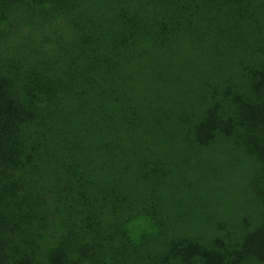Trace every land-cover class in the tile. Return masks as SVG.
Listing matches in <instances>:
<instances>
[{
    "label": "trees",
    "instance_id": "obj_1",
    "mask_svg": "<svg viewBox=\"0 0 264 264\" xmlns=\"http://www.w3.org/2000/svg\"><path fill=\"white\" fill-rule=\"evenodd\" d=\"M32 4L65 15L73 37L47 59L0 65V264H41L39 252L42 264H94L106 242L129 244L132 220L167 225L169 187L186 185L146 78L160 65L223 63L238 73L200 97L196 117L187 109L179 133L199 148L234 137L262 207L240 249L206 264L264 262V0H139L130 18L106 2L0 0V21ZM170 246L183 260L198 252L187 239Z\"/></svg>",
    "mask_w": 264,
    "mask_h": 264
},
{
    "label": "rangeland",
    "instance_id": "obj_2",
    "mask_svg": "<svg viewBox=\"0 0 264 264\" xmlns=\"http://www.w3.org/2000/svg\"><path fill=\"white\" fill-rule=\"evenodd\" d=\"M83 1L89 9L104 2L108 6L116 4L118 8L124 5L121 13L129 18L132 17L129 9L139 2ZM47 12L51 13L48 7L43 9L32 4L19 12L17 17L0 21V65L27 57L29 53H38L47 59L56 54L59 46L68 44L73 36L66 16ZM231 54L228 53L226 59L231 58ZM219 62L220 57L214 64ZM167 65H160L162 72L158 79L150 70L146 88L152 89L155 94L152 102L155 112L164 121L162 132L169 128V139L165 143H170L167 152L171 151V162L174 164L171 170L175 169L173 176L184 177L186 186L178 187V184L169 187L167 225L161 227L151 219L132 220L125 228L129 244L119 239H115L114 243L106 242L107 255L95 260L94 264H206L213 251L224 253L240 249L247 230L260 220L261 203L254 194H250L251 186L247 184L250 183L252 163L244 147L239 146L234 137L216 136L208 146L199 148L187 140L184 133H179L184 127L187 136V109L195 116L203 108L200 97L210 98L212 93H205L211 86L234 78L239 65ZM64 219L69 220L66 216ZM55 226L49 227L43 234L48 230L52 233ZM170 237L172 239H168ZM184 239L198 245V252L188 260L177 257L179 247L171 250L170 246V241ZM43 242H48V238ZM37 257L42 264L43 252H39ZM239 264L264 262L246 257Z\"/></svg>",
    "mask_w": 264,
    "mask_h": 264
}]
</instances>
